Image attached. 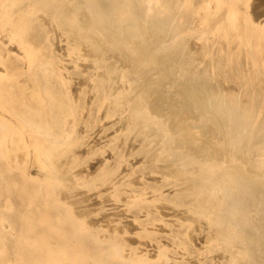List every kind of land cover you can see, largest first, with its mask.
Listing matches in <instances>:
<instances>
[{"label":"rangeland","instance_id":"1","mask_svg":"<svg viewBox=\"0 0 264 264\" xmlns=\"http://www.w3.org/2000/svg\"><path fill=\"white\" fill-rule=\"evenodd\" d=\"M116 1L0 0V86H10L13 94L28 88L30 98L15 94L19 105L28 98L44 119L54 113L60 123L59 136H49L46 130L25 125L7 103H0V112L10 119L2 123L12 126L11 136L5 139L12 161L1 152L0 161H8L14 170L24 173L25 185L33 190L29 217L21 223L29 231L25 236H39V223L75 227L76 264H84L87 235L91 237L90 256L101 264H254L253 260L264 264V127L259 144L250 145L251 133L237 129L243 113L222 119L216 111L219 102L231 103L235 96L239 110L247 101L241 86L228 74L229 64L218 65V50L229 43L230 9L238 11L240 35L255 65L264 108V64H258L250 46L260 45L264 61V0H221L220 7L213 2L215 20L207 25L182 15L186 0H165L173 7L170 23L164 17L168 12L165 2ZM187 27V32L180 31ZM121 29L136 35L120 39L117 30ZM51 84L58 89H49ZM229 122L236 128L227 129ZM28 132L47 135L50 145L55 144L52 150L57 146L58 152L40 156L22 142L29 140ZM18 134L22 136L16 145L13 135ZM57 187L65 198L61 201L52 200ZM40 188H46L50 198H41ZM46 236L52 242L67 235L55 232ZM3 240L5 236L0 235V243Z\"/></svg>","mask_w":264,"mask_h":264},{"label":"bare ground","instance_id":"2","mask_svg":"<svg viewBox=\"0 0 264 264\" xmlns=\"http://www.w3.org/2000/svg\"><path fill=\"white\" fill-rule=\"evenodd\" d=\"M114 2H117L116 0H113ZM142 1V0H141ZM254 1V0H253ZM261 1H263V0H261ZM156 2L159 4V3H162V2H165L166 3V9L168 10V12L167 13H164V17H166L167 19H168V21H169V23L170 22H172V18H173V15H174V12H173V7L169 4V3H167L165 0H156ZM213 2H217L218 3V5H219V7H220V2H221V0H200V1H197V0H186L185 2H184V4L182 5V15L183 16H185V17H190V18H192V19H195L196 20V22H198V23H200V24H202V25H207V24H211L214 20H215V15H213V13H212V6H213ZM257 2H259V1H257ZM264 2V1H263ZM255 3H256V0H255ZM262 3V2H261ZM258 4H260V2L258 3ZM263 4V3H262ZM250 5H251V2H250ZM253 6V5H252ZM257 6V9L260 7L259 5H256ZM263 6H264V4H263ZM254 7H255V5H254ZM254 7H252V8H254ZM61 8H62V6H61ZM251 8V7H250ZM261 8V7H260ZM256 9V10H257ZM263 9V8H262ZM43 10V9H42ZM264 10V9H263ZM251 11V10H250ZM259 11H261V10H259ZM262 12V11H261ZM135 13H136V11H135ZM228 13L230 14L229 16H230V29H229V43L227 42V43H225V44H221V46H220V48H219V50H218V65H220V66H222L223 64L224 65H227V64H229V66H230V69L231 70H229V72H228V74L229 75H231V77H233L235 80H236V82L241 86V95L243 96V97H246L247 98V101H246V103H244V108H242V110H239L238 109V106H236L237 105V102H236V99H237V97L235 96L234 97V99H233V102H228V103H225V102H219L218 103V107H217V109H216V111H217V113L221 116V118L223 119V118H225V116H231V115H233V114H236V113H238V112H242L243 113V121H242V123L241 124H238L237 125V129H238V132L239 133H241L242 131H248V132H250L251 133V136H252V139H251V141H252V143L250 144V145H258L259 144V137L261 136H259V133H260V130H261V128L262 127H264V108H263V100H262V94H261V92H260V90H259V86H258V84H257V82H258V76H257V74L254 72V62H253V60L252 59H250L249 58V54H247V51H245V45H244V43H243V37L240 35V22H239V20H240V18H239V15H238V11H237V9H230V10H228ZM246 13V12H245ZM252 13H254V12H252ZM47 14V13H46ZM49 14V13H48ZM260 14V16H261V13H259ZM258 14V15H259ZM50 16V15H49ZM82 16V15H81ZM252 16V15H251ZM259 16V17H260ZM40 17V16H39ZM80 18V17H79ZM79 18H77V19H79ZM50 19V18H49ZM254 19V17L252 18V20ZM256 19V18H255ZM47 20V19H46ZM96 20V19H95ZM43 21H44V19H43ZM256 21V20H255ZM254 21V22H255ZM261 21V20H260ZM259 21V22H260ZM262 21H263V19H262ZM261 21V22H262ZM51 22V21H50ZM82 22V21H81ZM177 22V21H176ZM2 23V22H1ZM45 23V22H44ZM49 23V22H48ZM54 23V22H53ZM57 23V22H56ZM83 23V22H82ZM264 23V22H263ZM78 24H81V23H78ZM58 25V24H57ZM65 25V24H64ZM90 25V24H89ZM174 25V24H173ZM172 25V26H173ZM56 26V25H55ZM189 26H192V23L190 22L189 23ZM49 27V26H48ZM61 27V26H60ZM55 28V27H54ZM57 28V27H56ZM172 28V27H171ZM188 29H186V31H184V29H181L180 31H182V32H187L188 30H189V27H187ZM167 29H169V28H167ZM7 30V29H6ZM55 30H57V29H55ZM58 31V30H57ZM66 31V30H65ZM101 31V30H100ZM103 31V30H102ZM37 32H38V30H37ZM50 32V31H49ZM60 32V31H59ZM52 33V32H51ZM228 33V32H227ZM75 34V33H74ZM117 36H118V38H123V36H134V35H136V32H134L133 30L132 31H130V32H124V30H117ZM57 35H59V33H57ZM90 35H91V31H90ZM52 36V35H51ZM75 36V35H74ZM246 36H247V39H249V32H247L246 33ZM43 37V36H42ZM88 37V36H87ZM93 37V36H92ZM50 38H52V37H50ZM86 38V37H85ZM94 38V37H93ZM209 38V37H208ZM2 40V39H1ZM58 40V39H57ZM79 40V39H78ZM81 40V39H80ZM94 40V39H93ZM108 40V39H107ZM187 40V39H186ZM185 40V41H186ZM51 41V40H50ZM71 41V40H70ZM82 41V40H81ZM52 42V41H51ZM143 42V41H142ZM57 43V42H56ZM130 43V42H129ZM54 44V43H53ZM177 45H179L178 43H176ZM194 45H197V44H195V42L193 43ZM5 45V44H4ZM60 45V44H59ZM89 45V44H88ZM117 45V44H116ZM190 45H191V42H190ZM57 45H55V47H56ZM209 46V45H208ZM250 46H251V48L253 49V51H254V53H255V56H256V58H257V62H258V64L260 63H262V65L264 64V61H263V59L261 58V48H260V45L257 43V42H255V43H250ZM131 47V46H130ZM129 47V48H130ZM190 47V46H189ZM61 48H63V46L61 47ZM84 48H86V46L84 47ZM83 48V49H84ZM7 49V48H6ZM88 49V48H87ZM90 49V48H89ZM166 49V48H165ZM185 50H187V47H186V49ZM195 50V49H194ZM197 50V49H196ZM26 51H27V49H26ZM63 51H64V49H63ZM82 51V50H81ZM17 52V51H16ZM85 52H86V49H85ZM84 52V53H85ZM187 52V51H186ZM66 53V52H65ZM64 53V54H65ZM87 53H89V51L87 52ZM20 54V53H19ZM115 54V53H114ZM124 54V53H123ZM181 54V53H180ZM54 55V54H53ZM22 56V55H21ZM84 56V55H83ZM86 56V55H85ZM89 56V55H88ZM151 56V55H150ZM163 56V55H162ZM217 56V55H216ZM24 57V56H23ZM48 57V56H47ZM55 57V56H54ZM111 57V56H110ZM115 57V56H114ZM26 58V57H25ZM124 58V57H123ZM163 58V57H162ZM5 59V58H4ZM21 59V58H20ZM19 59V60H20ZM160 59H161V57H160ZM118 60V59H117ZM124 60V59H123ZM162 60V59H161ZM12 61H14V60H12ZM21 61V60H20ZM127 61V60H126ZM10 62V61H9ZM17 62V61H16ZM26 62V61H25ZM122 62V61H121ZM158 62H159V60H158ZM185 62V61H184ZM11 64H12V62H10ZM15 62H13V64H14ZM116 63V62H115ZM185 63H187V62H185ZM21 64V63H20ZM159 64V63H158ZM178 64V63H177ZM259 64V65H260ZM16 65V64H15ZM19 65V64H18ZM17 65V66H18ZM65 65V64H64ZM68 65V64H67ZM72 65V64H71ZM204 65V64H203ZM202 65V66H203ZM20 66V65H19ZM70 66V65H69ZM84 66V65H83ZM158 66H160V65H158ZM11 67V66H10ZM9 67V68H10ZM12 67H13V65H12ZM65 67H67V66H65ZM175 67V66H174ZM213 67V66H212ZM15 68H16V66H15ZM60 68V67H59ZM70 68V67H69ZM177 68V67H176ZM198 68V67H197ZM203 68V67H202ZM11 69V68H10ZM45 71L47 70H49V68L48 67H45V68H43ZM67 69H68V67H67ZM154 69V68H153ZM171 69V68H170ZM15 71H16V69H15ZM150 71H151V69H150ZM168 71H169V69H168ZM171 71H172V69H171ZM200 71V69H198V72ZM258 71H259V69H258ZM261 71H262V69H261ZM3 72V71H2ZM18 72V71H17ZM17 72H15V74H17ZM44 72V71H43ZM85 72H86V69H85ZM166 72V71H165ZM189 72H190V69H189ZM11 73V72H10ZM33 73V72H32ZM82 73V72H81ZM149 73V72H148ZM186 73V72H185ZM194 73H196V72H194ZM215 73V72H214ZM4 74V73H3ZM135 74V73H134ZM153 74V73H152ZM151 74V75H152ZM159 74V73H158ZM161 74V73H160ZM192 74V73H191ZM154 75V74H153ZM199 75H200V73H199ZM214 75V74H213ZM218 75V74H217ZM98 76V75H97ZM146 76V75H145ZM156 76H158V75H156ZM191 76V75H190ZM215 76V75H214ZM50 78H51V76H49ZM138 77V76H137ZM169 77V76H168ZM261 77V76H260ZM55 78V77H54ZM145 79L147 80L148 78H146L145 77ZM153 79V78H152ZM151 79V80H152ZM195 79V78H194ZM234 79H232V80H234ZM23 80V79H22ZM75 80V79H74ZM78 80V79H77ZM172 79H170V81H171ZM43 81V80H42ZM148 81V80H147ZM147 81H146V83H147ZM156 81V80H155ZM169 81V80H168ZM75 82V81H74ZM73 82V83H74ZM86 82V81H85ZM94 82V81H93ZM164 82V81H163ZM172 82V81H171ZM215 82V81H214ZM262 82H264V81H262ZM75 83H78V82H75ZM84 83V82H83ZM166 83V82H165ZM45 84V83H44ZM104 84V83H103ZM151 84V83H150ZM54 85V84H53ZM79 85H80V83H79ZM121 85V84H120ZM166 85V84H165ZM169 85H170V82H169ZM168 85V86H169ZM193 85V84H192ZM214 85V84H213ZM235 85V84H234ZM72 86V85H71ZM162 86V85H161ZM171 86V85H170ZM220 86V85H219ZM10 87V86H9ZM75 87V86H74ZM212 87V86H211ZM214 87H215V85H214ZM225 87V86H224ZM223 87V88H224ZM227 87V86H226ZM224 88L225 90L228 88ZM233 87V86H232ZM88 88V87H87ZM174 88V87H173ZM194 88V87H193ZM213 88V87H212ZM231 88V87H230ZM229 88V89H230ZM74 89V88H73ZM126 89V88H125ZM168 89V88H167ZM216 88H214V90H215ZM90 90V89H89ZM208 90V89H207ZM230 90H232V89H230ZM235 90V89H234ZM78 91H79V89H78ZM168 91H169V89H168ZM237 91V90H236ZM72 92V91H71ZM88 92V91H87ZM90 92V91H89ZM88 92V93H89ZM225 92V91H224ZM15 93V92H14ZM77 93V92H76ZM84 93V92H83ZM153 93V92H152ZM151 93V94H152ZM208 93V92H207ZM217 93V92H216ZM53 95H54V93H52ZM74 94V93H73ZM11 95V97H10V100L8 101V102H5V101H3V102H1V104L2 105H4L5 103H7L10 107H11V110L13 111V112H15L17 115H19L20 116V118H22V120H23V123L26 125V124H30V126L32 125L33 127H35V128H37V129H39V130H46L48 133H51V134H49V136H52V134L53 135H55V136H57L58 135V131H59V122H54L52 125L50 124V125H48V123L46 124L45 122H44V118H43V116L41 115V113L40 112H38V110H36L34 107H33V105L31 104V102H29V101H27L28 100V98L24 101V102H22L20 105H19V103H18V97L16 98V95L15 94H10ZM76 95V94H75ZM130 95V94H129ZM225 95V94H224ZM23 96H25V95H22V97ZM55 96V95H54ZM89 96V95H88ZM87 96V97H88ZM94 96V95H93ZM220 96V95H219ZM21 97V96H20ZM26 97V96H25ZM57 98H58V102H59V104H63L62 103V101H60L59 100V96H56ZM75 97V96H74ZM89 97H91V96H89ZM218 97V96H217ZM54 98V97H53ZM72 98V97H71ZM111 98V97H110ZM190 98V97H189ZM88 99V98H87ZM198 99V98H197ZM20 100V99H19ZM76 100V99H75ZM155 100H157V99H155ZM184 100V99H183ZM90 101V100H89ZM154 101V100H153ZM174 101V100H173ZM185 101H186V99H185ZM192 101V100H191ZM194 101V100H193ZM195 101H196V99H195ZM225 101V100H224ZM86 102H87V100H86ZM91 102V101H90ZM110 102V101H109ZM131 102V101H130ZM163 102V101H162ZM187 102V101H186ZM89 103V102H88ZM94 103V102H93ZM123 103V102H122ZM158 103V102H157ZM167 103V102H166ZM165 103V104H166ZM169 103V102H168ZM174 103H176V102H174ZM173 103V104H174ZM108 104V103H107ZM160 104H161V102H160ZM170 104V103H169ZM171 104H172V102H171ZM177 104V103H176ZM176 104H174L173 106L175 107V105ZM206 104V103H205ZM210 103H208V105H209ZM214 103H212V105H213ZM123 105H125V103H123ZM158 105V104H157ZM162 105V106H161ZM160 106L161 107H163V104H161ZM168 105V104H167ZM187 105V104H186ZM196 105H197V103H196ZM232 105V106H231ZM56 106V105H55ZM80 106V105H79ZM88 106H89V104H88ZM92 106V105H91ZM159 106V107H160ZM188 106V105H187ZM123 107V106H122ZM172 107V106H171ZM171 107H170V109L169 110H171ZM2 108V110H4L5 111V108L2 106L1 107ZM76 108V107H75ZM82 108V107H81ZM98 108V107H97ZM101 108V107H100ZM107 108V107H106ZM150 108V107H149ZM156 108H157V106H156ZM167 109L169 108V107H166ZM196 108V107H195ZM9 109V108H8ZM37 109H39V108H37ZM113 109V108H112ZM199 109V108H198ZM212 109V108H211ZM46 110V109H45ZM48 110V109H47ZM63 110V109H62ZM88 110V109H87ZM131 110V109H130ZM155 110V109H154ZM160 110V109H159ZM159 110H155V112H159ZM161 110H163V108L161 109ZM160 110V111H161ZM178 110H179V108H178ZM195 110V109H194ZM64 111V110H63ZM104 111V110H103ZM105 111H106V109H105ZM104 111V112H105ZM125 111H126V108H125ZM164 111V110H163ZM174 111V110H173ZM198 111V110H197ZM204 111V110H203ZM54 112V111H53ZM55 112H57V111H55ZM162 112V111H161ZM161 112L159 113V114H161ZM167 112V111H166ZM170 112V111H169ZM175 112H178L177 110L175 111ZM193 112V111H192ZM210 112V111H209ZM261 112L263 113V114H261ZM65 113V112H64ZM184 113V112H183ZM53 114V113H52ZM57 114V113H56ZM123 114V113H122ZM172 114V113H171ZM178 114V113H177ZM260 114H261V116H260ZM79 115V114H78ZM87 114H85V116H86ZM115 115H117V114H115ZM128 115V114H127ZM156 115H158V114H156ZM188 117H189V115L188 114H186ZM196 115V114H195ZM3 116V114L0 112V135H1V133L2 134H4V129H3V125L5 126V127H8L9 125L6 123H2V121L5 119L4 117H2ZM57 116V115H56ZM122 116V115H121ZM163 116V115H162ZM54 117V116H53ZM52 117V118H53ZM103 117V116H102ZM124 117V116H123ZM185 117V116H184ZM183 117V118H184ZM217 117V116H216ZM116 118H117V116H116ZM124 118H126V117H124ZM128 119H129V117H127ZM180 118V117H179ZM190 118V117H189ZM46 119H47V117H46ZM182 119V118H181ZM226 119L227 120H229V117H226ZM21 120V121H22ZM53 120H55V118L53 119ZM102 120H103V118H102ZM115 120V119H114ZM118 120V119H117ZM122 120V119H121ZM180 120V119H179ZM187 120H188V118H187ZM198 120V119H197ZM216 121H217V119H215ZM80 121V120H79ZM171 121H173V119H171ZM27 122V123H26ZM47 122V121H46ZM103 122V121H102ZM113 122V121H112ZM215 122V121H214ZM127 123V122H126ZM130 123V122H129ZM218 123H219V121H218ZM112 124V123H111ZM121 124H123V123H121ZM131 124V123H130ZM220 124V123H219ZM103 125H104V123H103ZM28 126V125H27ZM225 126H226V128L228 129V128H233V126L236 128V124L235 123H233V122H229V123H227V124H225ZM9 127H11L12 128V126L10 125ZM100 128V127H99ZM103 128V127H102ZM122 128V127H121ZM120 129V128H119ZM123 129V128H122ZM128 129V128H127ZM140 129V128H139ZM83 130V129H82ZM103 130V129H102ZM172 130H173V128H172ZM78 131V130H77ZM98 131V130H97ZM115 131V130H114ZM125 131H126V129H125ZM207 131V130H206ZM101 132V131H100ZM176 132V131H175ZM214 132V131H213ZM83 133V132H82ZM215 133V132H214ZM213 133V134H214ZM264 133V132H263ZM149 134V133H148ZM212 134V135H213ZM22 135V134H21ZM201 135V134H200ZM209 136V135H208ZM221 137V136H220ZM262 138H264V137H262L261 136V142H262ZM93 139V138H92ZM57 140V139H56ZM95 140H96V138H95ZM214 140V139H213ZM93 141V140H92ZM22 142H24L27 146H30V143H29V140H24V139H22ZM98 142H100V141H98ZM137 142V141H136ZM158 142H160V141H158ZM193 142V141H192ZM217 142H218V140H217ZM96 143V142H95ZM70 144V143H69ZM91 144V143H90ZM99 144H101V143H99ZM210 144V143H209ZM130 145V144H129ZM136 145V144H135ZM154 145V144H153ZM128 146V145H127ZM155 146V145H154ZM119 147V146H118ZM180 147V146H179ZM95 148V147H94ZM144 148V147H143ZM151 148V147H150ZM188 148H190V147H188ZM187 148V149H188ZM128 149V148H127ZM157 149V148H156ZM90 150V149H89ZM153 150V149H152ZM191 150H193V148L191 149ZM133 151V150H132ZM151 151V150H150ZM172 151V150H171ZM231 151V150H230ZM0 152L3 154V155H5L9 160H11L12 161V151H10V150H8V148H6V146H5V140L4 139H2V138H0ZM134 152V151H133ZM228 152V151H227ZM84 153H85V150H84ZM162 153V152H161ZM230 153V152H229ZM107 154H109V153H107ZM152 154H153V152H152ZM151 154V155H152ZM263 154V153H262ZM75 155V154H74ZM225 155V154H224ZM229 155V154H228ZM40 156H44V155H40ZM111 156V155H110ZM156 156V155H155ZM235 156V155H234ZM5 157V158H6ZM112 157V156H111ZM177 157V156H176ZM3 158H4V156H3ZM31 158V157H30ZM108 158V157H107ZM32 159V158H31ZM103 159V158H102ZM106 159V158H105ZM109 159V158H108ZM250 159V158H249ZM152 160V159H151ZM21 161V160H20ZM136 161V160H135ZM175 161H177V160H175ZM8 162V161H7ZM94 162V161H93ZM99 162V161H98ZM118 162V161H117ZM227 162V161H226ZM236 162V161H235ZM9 163V162H8ZM13 163V162H12ZM23 163V162H22ZM27 163H28V161H27ZM137 163V162H136ZM252 163V162H251ZM10 164V163H9ZM8 164V165H9ZM19 164V163H18ZM98 164V163H97ZM142 164V163H141ZM166 164V163H165ZM35 165V164H34ZM133 165V164H132ZM168 165V164H167ZM93 166V165H92ZM94 166H96V165H94ZM169 166H171V165H169ZM168 166V167H169ZM33 167V166H32ZM133 167V166H132ZM91 168V167H90ZM97 168V167H96ZM123 168V167H122ZM147 168V167H146ZM170 168H172V167H170ZM163 169V168H162ZM176 169V168H175ZM122 171H124V170H122ZM160 171V170H159ZM170 171H171V169H170ZM169 171V172H170ZM65 172V171H64ZM70 172V171H69ZM174 172V171H173ZM180 172H182V171H180ZM93 173V172H92ZM68 174V173H67ZM123 174V173H122ZM171 174V173H170ZM177 174H179V173H177ZM247 174V173H246ZM164 175H166V174H164ZM182 175V174H181ZM171 176V175H170ZM173 176V175H172ZM172 176H171V178H172ZM175 176V175H174ZM180 176V175H179ZM155 177V176H154ZM153 177V178H154ZM166 177V176H165ZM164 178V177H163ZM156 179V178H155ZM147 180V179H146ZM145 180V181H146ZM154 180V179H153ZM4 183V182H3ZM106 185V184H105ZM145 185V184H144ZM177 185V184H176ZM96 186V185H95ZM137 186V185H136ZM197 186V185H196ZM97 187V186H96ZM132 187V186H131ZM151 187V186H150ZM187 187V186H186ZM107 188V187H106ZM109 189V188H108ZM148 189V188H147ZM146 189V190H147ZM152 189V188H151ZM196 190V189H195ZM127 191V190H126ZM133 191V190H132ZM172 192H173V190H172ZM101 193V192H100ZM169 193V192H168ZM223 193V192H222ZM69 194V193H68ZM78 194V193H77ZM208 194V193H207ZM220 194V193H219ZM96 195V194H95ZM142 195V194H141ZM216 195V194H215ZM92 196V195H91ZM209 196H210V194H209ZM67 197V196H66ZM76 197V196H75ZM180 197V196H179ZM178 197V198H179ZM202 197V196H201ZM211 197H213V196H211ZM81 198V197H80ZM65 199V198H64ZM67 199V198H66ZM96 199V198H95ZM195 199V198H194ZM199 199H200V197H199ZM193 200V199H192ZM191 200V201H192ZM211 200V199H210ZM106 201V200H105ZM129 201V200H128ZM72 202V201H71ZM95 202V201H94ZM201 202V201H200ZM98 203V202H97ZM101 203V202H100ZM210 203H211V201H210ZM214 203V202H213ZM70 204V203H69ZM96 204V202L93 204V205H95ZM71 205V204H70ZM78 205H80L79 203H78ZM110 205V204H109ZM211 205H212V203H211ZM226 205V204H225ZM11 206H12V204L10 203V202H7V208L9 209V208H11ZM87 206V205H86ZM97 206V205H96ZM96 206H94V207H96ZM162 206V205H161ZM195 206H197V205H195ZM100 207H101V205H100ZM104 207V206H103ZM106 207V206H105ZM112 207V206H111ZM149 207V206H148ZM167 207V206H166ZM209 207H211L210 205H209ZM92 208V207H91ZM153 208V207H152ZM76 209V208H75ZM79 209V208H78ZM98 209V208H97ZM118 209V208H117ZM116 209V210H117ZM144 209V208H143ZM158 209V208H157ZM169 209V208H168ZM173 209V208H172ZM109 210H111V209H109ZM140 210V209H139ZM139 210H137V211H139ZM214 210H215V208H214ZM90 211H92V209L90 210ZM90 211L88 212V213H90ZM167 211V210H166ZM96 212V211H95ZM101 212V211H100ZM135 212V211H134ZM148 212V211H147ZM150 212H151V209H150ZM155 212H156V210H155ZM181 212V211H180ZM84 213V212H83ZM87 213V212H86ZM87 213V214H88ZM122 213V212H121ZM145 213V212H144ZM154 213V212H153ZM160 213V212H159ZM166 213V212H165ZM165 213H163V214H165ZM173 213V212H172ZM101 214V213H100ZM149 214V213H148ZM176 214V213H175ZM77 215V214H76ZM82 215V214H81ZM150 215H152V214H150ZM156 215V214H155ZM160 215V214H159ZM158 215V216H159ZM161 215H162V213H161ZM160 215V216H161ZM165 215H167V213L165 214ZM171 215V214H170ZM189 215V214H188ZM78 216V215H77ZM116 216H118V214L116 215ZM115 216V217H116ZM157 216V215H156ZM164 216V215H163ZM169 216V215H168ZM168 216H165V217H168ZM175 216V215H174ZM80 218H81V216H79ZM78 217V218H79ZM88 217V216H87ZM93 217V216H92ZM96 217V216H95ZM107 217V216H106ZM109 217V216H108ZM114 217V216H113ZM162 217V216H161ZM185 217V216H184ZM241 217H242V221L244 222V221H246V219H245V214H242L241 215ZM91 218V217H90ZM97 218V217H96ZM110 218V217H109ZM127 218V217H126ZM77 219V218H76ZM86 219V218H85ZM92 219V218H91ZM90 219V220H91ZM117 219V218H116ZM149 219V218H148ZM184 219V218H183ZM213 219V218H212ZM93 220V219H92ZM97 220V219H96ZM102 220V219H101ZM104 220V219H103ZM154 220V219H153ZM158 220V219H157ZM262 220V219H261ZM81 221V220H80ZM95 221V220H94ZM149 221V220H148ZM180 221H182L181 219H180ZM205 221V220H204ZM1 222H2V225L3 226H5V228H2V229H6V227H7V225H6V223L3 221V219H1ZM91 221H89V223H90ZM93 222V221H92ZM103 222V221H102ZM115 222V221H114ZM119 222V221H118ZM128 222V221H127ZM142 222V221H141ZM144 222V221H143ZM166 222V221H165ZM258 222V221H257ZM145 223V222H144ZM170 223V222H169ZM179 223V222H178ZM207 223V222H206ZM88 223L86 222V225H87ZM128 224H131V222L130 223H128ZM81 225H82V223H81ZM90 225H92V223L91 224H89V225H87V226H90ZM93 225H96V223H93ZM92 225V226H93ZM106 225V224H105ZM133 225V224H132ZM131 225V226H132ZM140 225V224H139ZM153 225V224H152ZM180 225V224H179ZM182 225V224H181ZM194 225H195V223H194ZM91 226V227H92ZM101 226H102V224H101ZM107 226V225H106ZM130 226V225H129ZM145 226V225H144ZM143 226V227H144ZM258 226H259V224H258ZM98 227V226H97ZM134 227V226H133ZM136 227V226H135ZM156 227V226H155ZM195 227V226H194ZM103 228V230H104V227H102ZM111 228H113V227H110V229ZM158 228V227H157ZM175 228H178L177 226L175 227ZM257 228V227H256ZM83 229H85V228H83ZM87 229V228H86ZM88 229H89V227H88ZM123 229V228H122ZM129 229H131L132 231H133V229H132V227L131 228H129ZM136 229H138V227L136 228ZM159 229H161V228H159ZM203 229V228H202ZM205 229V228H204ZM100 230V229H99ZM106 230L108 231V229L106 228ZM119 230V229H118ZM142 230V229H141ZM144 230V229H143ZM174 230V229H173ZM184 230V229H183ZM235 230V229H234ZM114 231V230H113ZM112 231V232H113ZM117 231V230H116ZM120 231V230H119ZM127 231H129L128 229H127ZM132 231H131V233H132ZM137 231H139V230H137ZM136 231V232H137ZM162 231V230H161ZM199 231V230H198ZM197 231V232H198ZM109 232V231H108ZM123 232V231H122ZM148 232H150L149 230H148ZM159 232V231H158ZM162 232H164V231H162ZM179 232H181V231H179ZM130 233V234H131ZM165 233H166V231H165ZM176 233V232H175ZM209 233V232H208ZM119 234V233H118ZM124 234H125V232H124ZM133 234V233H132ZM155 234V233H154ZM159 234V233H158ZM198 234H199V232H198ZM260 234V233H259ZM202 235H203V233H202ZM207 235V234H206ZM213 235V234H212ZM166 236V235H165ZM173 236V235H172ZM190 236V235H189ZM194 236V235H193ZM25 237V236H24ZM112 237V236H111ZM182 237V236H181ZM207 237V236H206ZM213 237V236H212ZM135 238V237H134ZM133 238V239H134ZM188 238V237H187ZM132 239V238H131ZM130 239V240H131ZM158 239V238H157ZM183 239V238H182ZM189 239V238H188ZM209 239V238H208ZM129 240V239H128ZM190 240V239H189ZM203 240V239H202ZM49 241V240H48ZM131 241H133V240H131ZM187 241V240H186ZM213 241V240H212ZM134 242H136V241H134ZM134 242L132 243V242H130V243H132V244H134ZM139 242H141V241H139ZM176 242H178V241H176ZM180 242V241H179ZM190 242V241H189ZM201 242V241H200ZM217 242V241H216ZM52 243V242H51ZM124 243V242H123ZM142 244H146L145 242H142ZM150 244V243H149ZM148 244V245H149ZM164 244V243H163ZM194 244H195V241H194ZM129 245V244H128ZM196 245V244H195ZM237 245V244H236ZM71 246V245H70ZM143 246V245H142ZM154 245H152V247H153ZM145 247V246H144ZM157 247V246H156ZM182 247V246H181ZM195 247H198V246H195ZM236 247V246H235ZM148 248V247H147ZM154 248V247H153ZM158 248V247H157ZM161 248V247H160ZM169 248V247H168ZM183 248V247H182ZM191 248V247H190ZM224 248V247H223ZM155 249V248H154ZM185 249V248H184ZM203 249V248H202ZM148 250V249H147ZM176 250V249H175ZM183 250V249H182ZM236 250V249H235ZM142 251V250H141ZM225 251V250H224ZM139 252V251H138ZM178 252V251H177ZM188 252V251H187ZM203 252V251H202ZM218 252V251H217ZM237 252V251H236ZM133 253V252H132ZM140 253V252H139ZM142 253H144V252H142ZM150 253V252H149ZM155 253V252H154ZM222 253V252H221ZM230 253V252H229ZM235 253V252H234ZM151 254V253H150ZM159 254V253H158ZM194 254V253H193ZM215 254H216V252H215ZM141 255H143V254H141ZM180 255V254H179ZM183 255H184V253H183ZM198 256V255H197ZM216 256V255H215ZM223 256V255H222ZM137 257V256H136ZM149 257V256H148ZM170 257H172V256H170ZM128 258V257H127ZM140 258H141V256H140ZM177 258V257H176ZM221 258V257H220ZM227 258V257H226ZM207 259V258H206ZM209 259V258H208ZM213 260L215 259V258H212ZM136 260V259H135ZM149 260V259H148ZM152 260H154V259H152ZM239 260V259H238ZM187 261V260H186ZM189 261V260H188ZM201 261V260H200ZM200 261H198V262H200ZM210 261V260H209ZM179 262H181V261H179ZM175 263V262H174ZM186 263V262H185ZM224 263H226V262H224ZM229 263V262H228ZM241 263V262H240ZM253 263L254 264H256V261H254L253 260ZM78 264V263H77ZM86 264H101L100 262L98 263V261H96V259H94V258H91L90 260H87L86 261ZM198 264V263H197ZM203 264V263H202ZM207 264H210L209 262L207 263ZM242 264H243V262H242Z\"/></svg>","mask_w":264,"mask_h":264},{"label":"crops","instance_id":"3","mask_svg":"<svg viewBox=\"0 0 264 264\" xmlns=\"http://www.w3.org/2000/svg\"><path fill=\"white\" fill-rule=\"evenodd\" d=\"M4 84L0 86V99L5 100L8 99L9 94H12V90L7 85L4 86ZM55 88L58 89L57 86H52V84L51 87H49V89ZM24 90L25 92L22 94L17 92L15 94H18L19 97L21 95L20 98H22L23 94L30 98L28 88H24ZM9 100L10 97L8 101ZM51 106L52 108L50 109L53 110V104ZM52 116L54 117L50 118L47 116V119H44L45 122L47 121L46 123H48V125H50V122L55 121L53 120L55 114L53 113ZM3 117L5 118L4 121H10L9 117L6 115H3ZM3 129L4 134L1 133L0 138L5 140L7 138L6 136H11V130L9 126L5 127L4 125ZM21 136V134L13 135L16 145H18L17 138H20ZM52 136L55 135L52 134ZM28 137L30 146L35 149L36 153L44 155L54 153L55 151L58 152L57 146L56 149L52 150L55 144L50 145L51 141L47 139V135H44L41 132H38L36 135L35 133L28 132ZM8 164L9 163L5 160L0 161V222L1 219H3L7 225L6 229H2L5 228V226L0 224V235L5 236V240L0 243V249L2 250L0 251V264H76L77 242L75 227H46L39 223V229L36 231L39 236H36L34 239L25 236L26 234H29V231L26 226L21 223L24 219L29 217L33 190L27 183L25 185V182L23 181V179L27 178L26 175L20 171L14 170L13 167ZM40 189L41 198H50L49 195H47L48 193L44 192V190H47L46 188ZM54 190L55 198L52 200H63V193L59 192L60 187H57ZM39 196L36 197L35 200H38L40 198ZM7 202L12 204L9 209L7 208ZM37 212L40 211L38 210ZM67 212L70 214L69 209ZM17 221H19V225H17ZM55 232L67 236L61 237L60 241H52L51 243V241H48L51 238L46 235L47 233ZM87 236L88 237H85L83 242L84 264H86L87 260L91 259V237L90 235Z\"/></svg>","mask_w":264,"mask_h":264}]
</instances>
